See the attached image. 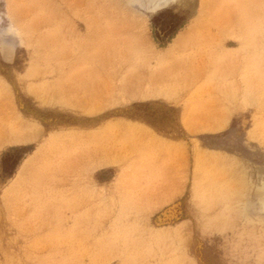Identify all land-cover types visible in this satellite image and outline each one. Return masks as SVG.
<instances>
[{
    "label": "rangeland",
    "instance_id": "1",
    "mask_svg": "<svg viewBox=\"0 0 264 264\" xmlns=\"http://www.w3.org/2000/svg\"><path fill=\"white\" fill-rule=\"evenodd\" d=\"M124 1L0 0V264H264V0Z\"/></svg>",
    "mask_w": 264,
    "mask_h": 264
},
{
    "label": "bare ground",
    "instance_id": "2",
    "mask_svg": "<svg viewBox=\"0 0 264 264\" xmlns=\"http://www.w3.org/2000/svg\"><path fill=\"white\" fill-rule=\"evenodd\" d=\"M131 0H125L123 3L126 4L127 2L129 3ZM153 4H156V5H164V4H167V3H170L174 0H150ZM136 2V1H135ZM158 2V3H156ZM257 2V0H256ZM179 3V2H178ZM182 3V2H181ZM260 2H258L259 4ZM123 4V5H124ZM148 4V3H147ZM148 6V5H147ZM260 6V5H259ZM153 7V6H151ZM156 7V6H154ZM261 10V9H260ZM255 12V11H254ZM258 14L260 15V17L262 16V19L260 20H263V21H260L259 20V23L258 25H255L254 27H257L256 28V33L258 34V37H257V52L259 53V56L258 58L256 59V68L254 69L255 71L252 73L254 76H253V82L251 83V90L257 92L258 95L260 96H257L259 98V110L261 112H264V44L262 43L264 41V9H262L260 12L259 10H257L255 12V16L253 18L257 17L258 18ZM263 23V24H262ZM136 41V40H135ZM134 42V41H133ZM131 44V43H130ZM203 53V52H202ZM201 53V54H202ZM204 55V53H203ZM201 58V57H200ZM199 58V59H200ZM210 56L208 54L205 55L204 58H201V60L199 61L200 64L202 66H200L201 68L205 67L206 64L208 63L209 64V61H210ZM225 65L223 67H225V71H229L231 69V67L234 66V62L231 60L226 61V63H224ZM223 65V64H222ZM208 66V65H207ZM202 68V69H203ZM223 70V72H225ZM141 72V71H140ZM222 72V71H221ZM252 72V71H251ZM140 77V76H139ZM252 78V76H251ZM245 80V79H244ZM240 84L243 83V81H238ZM235 85H237L238 83L237 82H234ZM234 83H232L234 85ZM247 83V82H246ZM261 99V101H260ZM248 174V173H247ZM39 176V175H38ZM259 185V184H258ZM250 180H249V177L248 176H240V177H235L234 179V182H233V191H232V199H233V202L235 203V217H236V223L238 222V219L241 217V216H244L246 215L245 212H247L248 208H249V200L247 198V194H248V191L250 189ZM257 187V186H256ZM254 189V188H253ZM256 191V190H255ZM263 193V192H262ZM259 192V195L261 196L262 195V198L259 199L261 200L263 203L262 205L264 204V193L262 194ZM253 194V193H252ZM257 195H258V191H257ZM258 195V196H259ZM255 205V204H254ZM253 205V206H254ZM257 205H259L257 203ZM264 207V206H263ZM260 207H258L259 209ZM261 213V212H260ZM244 220V219H243ZM244 222V221H243ZM254 222V221H253ZM241 223V222H240ZM246 223V222H245ZM244 223V225H245ZM250 223V222H249ZM239 226V225H238ZM238 226H236L238 228ZM251 226V225H250ZM263 228V227H261ZM239 229V228H238ZM235 240H237V243L239 245V234L238 232H236L235 234ZM237 250V249H236ZM239 250V249H238ZM238 250L236 251V256H238Z\"/></svg>",
    "mask_w": 264,
    "mask_h": 264
},
{
    "label": "trees",
    "instance_id": "3",
    "mask_svg": "<svg viewBox=\"0 0 264 264\" xmlns=\"http://www.w3.org/2000/svg\"><path fill=\"white\" fill-rule=\"evenodd\" d=\"M158 16H162V14ZM179 25L175 26V28L173 27L170 30H168L169 28H167L166 30L159 31L158 33L155 34L156 39L161 42H169L173 38V34H175Z\"/></svg>",
    "mask_w": 264,
    "mask_h": 264
}]
</instances>
